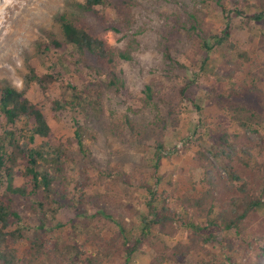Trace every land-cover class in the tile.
Instances as JSON below:
<instances>
[{"label":"rangeland","instance_id":"obj_1","mask_svg":"<svg viewBox=\"0 0 264 264\" xmlns=\"http://www.w3.org/2000/svg\"><path fill=\"white\" fill-rule=\"evenodd\" d=\"M238 1L242 0H134L129 12L107 4L97 5L98 13H89L83 10L86 0H0V85L24 91L43 107L56 137L65 143L72 159L64 170L66 196L55 195L47 201L42 192L29 198L13 195L25 232L19 245L23 254L36 255V239L49 238L60 245L78 240L83 248L99 250L104 264H121L122 255L117 251L122 242L119 224H125L128 236L140 233L142 216L147 212V192L140 183H155L152 172L158 141L165 145L157 173L158 192H165L173 210L188 221L206 224L218 219L238 189L224 165H214L217 161L209 151L215 134L211 126L222 125L238 134L234 143L241 152L234 154L230 162L238 175L251 181L254 192L264 193V142L260 138V134L264 135V23H247L243 16L233 14L231 39L235 49L215 44L210 37L224 27L223 6L232 9ZM249 5L248 10L253 11L252 0ZM65 14H80L79 26L96 33H102L106 22L132 19L127 39L118 42L121 35L113 31H108L106 37L112 44L133 50L134 60L122 64L126 70V87L122 91L138 97L148 83L168 87L184 82L183 77L173 81L164 77L161 44L164 35L181 27V58L190 65L194 62L196 69H183L182 74L197 73L192 95L202 112L193 102L180 101V96L176 98L179 105L174 103L173 115H169L168 103L158 101L159 109L153 104H138L109 85L110 68L106 62L89 54L83 59L79 53L71 56L67 53L74 52L71 47L41 49L52 38L65 41L58 20ZM204 38L212 45L211 50L204 45ZM207 56L205 70L200 73L199 67ZM52 67H57L64 80L42 85L38 77L51 72ZM68 81L77 90L69 87ZM215 83L233 89L229 100L254 106L263 121L254 120L250 129H242L232 118L233 111L218 105L212 92ZM80 92L91 103L85 108L75 105L79 100L73 94ZM58 96L75 104L53 111V99ZM91 110L98 114L103 111L96 117ZM127 116L136 121L139 134L129 129ZM158 118L164 120L160 125ZM78 128L82 145L75 136ZM245 150L254 155L242 153ZM177 230L174 236L156 230L152 243L135 252L129 264H157L155 256L160 250L166 257L161 264H264L258 243L259 238H264V204L246 219L243 238L237 239L233 249L220 243L226 234L218 232L214 241L202 244L203 249L184 255L181 247H176L191 243L193 233L179 223ZM35 264L70 263L46 256Z\"/></svg>","mask_w":264,"mask_h":264},{"label":"trees","instance_id":"obj_2","mask_svg":"<svg viewBox=\"0 0 264 264\" xmlns=\"http://www.w3.org/2000/svg\"><path fill=\"white\" fill-rule=\"evenodd\" d=\"M134 0H86L83 10L87 12L98 13L97 5L112 4L117 9H123L126 12L131 8ZM254 10L249 11V0L238 1L235 8L228 9L223 6V15L225 24L221 32L211 33V39L215 44L228 45L235 49L236 44L232 42L234 16H243L247 23L257 22L264 23V0H252ZM82 16L61 15L58 20L65 41L52 38L48 43H43L41 49L49 51L50 49L67 50L71 47L74 52H67L71 56L79 53L81 59L88 54L95 56L99 61L106 62L110 68L108 77L111 86H116V90L123 92L122 88L126 87V70L122 67L124 62H132L134 60L133 50L130 46H121L120 44H112L106 37L108 31H113L121 35L118 42H122L130 36L133 21L130 17H126L123 22H106V26L102 33H96L93 30L79 26L78 22ZM103 20L104 18L100 16ZM105 20V19H104ZM180 24V22H178ZM181 25V24H180ZM181 28V27H176ZM175 28V29H176ZM174 30L168 35H164L161 40L163 46V59L165 66L163 67V75L167 80L184 78V82L174 86L156 85L148 83L141 91V96L127 94L129 98L136 100L138 104L145 106L153 104L159 109L160 104L168 103L170 105L169 115H173L175 108L174 103L179 105L176 100L180 96L183 100H189L195 104L199 112L202 107L196 103L192 86L196 83V75L182 74V70H193L195 63L187 64L181 58V44L183 42V34L181 30ZM170 31V30H169ZM168 31V32H169ZM204 45L211 50L212 45L209 40L204 38ZM125 43L124 45H126ZM209 57L203 59L199 67V72L203 73ZM51 72L46 73L43 77H38L39 82L44 85L52 80H64L62 73L57 67H52ZM69 87L76 89L70 82ZM163 84V83H162ZM77 90V89H76ZM217 103L222 109H230L233 111V119L238 122L242 129H250L254 120L263 121V118L257 113L254 106L247 104H233L229 99L233 95V89H224L221 84L215 83L212 87ZM124 93V92H123ZM125 94V93H124ZM125 94V95H126ZM77 103L64 100L62 96L53 99V111H61L59 109H67L69 105H77V107L85 108L87 104H91L87 99L79 94H73ZM172 95V96H171ZM136 97V98H135ZM138 98V99H137ZM83 113H89L90 110H81ZM96 117L103 110H91ZM171 113V114H170ZM201 118H203L201 116ZM204 120V119H201ZM164 122L158 118L157 124ZM125 123L129 126L132 133H136L139 128L136 121L130 116L125 118ZM215 134L210 145L209 151L217 161L216 164L224 165L231 181L237 185L238 193L226 202L225 208L221 210L218 219L209 220L206 224H196L192 221L184 219L177 214L172 207L171 202L165 192H158L157 186L160 182L158 171L160 169L161 160L164 156L163 150L165 145L163 142H157L156 162L153 165L152 177L155 183L142 180L140 186L143 187L147 196L145 205L147 212L142 216L140 233L128 236L125 224L120 223L118 234L122 238L121 244L117 246V251L122 255L121 264H129L135 252L140 251L144 246L152 243L154 232L157 230L165 235L174 236L177 234V224L187 226L193 233L191 243L187 245L177 246L181 253L187 255L200 248L202 244H208L214 241L218 232H225L226 237L220 241L226 244L229 249H233L238 245L237 239L243 238L244 224L252 214L258 211V208L264 204V193H256L252 190V183L249 179L238 175L233 168L230 160L233 155H238L241 150L236 148L234 140L238 134L232 132L228 127L217 125L212 128ZM258 133L259 129L254 128ZM78 142L82 145V132L78 128L75 132ZM116 135L118 133L115 132ZM262 142L264 135L260 134ZM249 156L252 152L249 150L242 151ZM254 155V154H253ZM71 156L68 148L62 140H59L51 125L49 124L43 107L26 95L24 91L10 85H0V264H35L38 259L46 256H53L56 261L66 262L70 264H104L103 258L100 256L99 250L83 248L79 245L78 240L59 242L45 238L44 240L36 239V255L29 257L22 253L20 243L25 239L24 227L21 225L22 216L14 207L13 195H19L24 198L32 197L42 192L43 198L51 201L55 195L62 194L66 196L64 170L71 162ZM20 177V180H17ZM209 183V182H208ZM210 189L207 190L208 196ZM84 194H81V197ZM202 200H196L201 203ZM43 205V203H40ZM213 209V207H212ZM235 233L236 237H233ZM226 241L224 242V239ZM264 238H259V248L261 256H264ZM261 245V246H260ZM105 253H108L105 251ZM166 259L160 250L155 256L157 264H161Z\"/></svg>","mask_w":264,"mask_h":264}]
</instances>
